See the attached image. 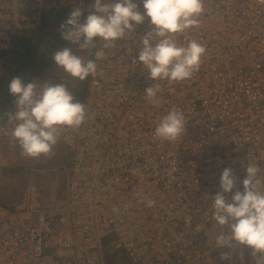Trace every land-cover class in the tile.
Wrapping results in <instances>:
<instances>
[{"label": "built area", "instance_id": "1", "mask_svg": "<svg viewBox=\"0 0 264 264\" xmlns=\"http://www.w3.org/2000/svg\"><path fill=\"white\" fill-rule=\"evenodd\" d=\"M74 7L86 11L87 0H0V53L13 51L16 36L40 33L48 12ZM203 7L198 24L173 37L205 46L199 70L157 81L159 107L147 102L155 82L137 60L150 18L105 50L103 75L89 76L85 121L58 132L69 157L64 199L41 206L30 184L21 203H0V264H109L106 254L113 264H217L225 256L216 236L229 230L213 218L221 175L233 169L241 191L249 163L264 178V0ZM173 108L185 132L170 142L155 129ZM4 112L0 141H16Z\"/></svg>", "mask_w": 264, "mask_h": 264}, {"label": "clouds", "instance_id": "2", "mask_svg": "<svg viewBox=\"0 0 264 264\" xmlns=\"http://www.w3.org/2000/svg\"><path fill=\"white\" fill-rule=\"evenodd\" d=\"M140 3L143 12L136 0H92L87 15L85 10L74 7L60 27V37L71 45H78L80 50H87L94 59L85 60L71 47L57 50L52 59L73 78L83 81L90 75L102 76L97 61L107 58L105 50L115 47L117 41L135 32L137 26L150 18V30L143 35L137 60L147 70L148 78L155 82L144 90L147 102L159 107L162 88L157 81L181 82L199 70L205 46L196 40L184 46L173 37L198 24V17L204 11L203 0H140ZM38 81L12 78L8 87L15 99V109L4 112L14 124L11 135L18 142L21 154L31 158L51 155L58 143L59 130L78 128L86 119V105L75 99L67 85ZM184 132V113L175 108L155 129L157 137L170 142ZM259 172L256 164L249 163L242 182L243 191L236 190L233 194L237 177L233 169L225 168L220 178L221 191L214 196L213 218L229 230L216 236L218 246L239 243L252 250L256 264H264V189L261 187L264 178ZM226 193L232 194L231 202ZM143 202L148 207L155 203L146 197Z\"/></svg>", "mask_w": 264, "mask_h": 264}, {"label": "rangeland", "instance_id": "3", "mask_svg": "<svg viewBox=\"0 0 264 264\" xmlns=\"http://www.w3.org/2000/svg\"><path fill=\"white\" fill-rule=\"evenodd\" d=\"M52 33L57 35V40L56 37L53 39L41 37L40 33L25 34L31 40L37 58L36 62L28 61L27 58L17 61L16 57H22L20 56L21 49L15 57V50L5 52L4 55L0 54V111L10 109L11 103L15 100L9 93L8 87L14 77H22L26 81L38 79V83L64 81L74 96L81 89H83L85 95L88 81L71 77L63 68L55 65L52 55L63 47H71L77 55L82 56L85 60L93 59V55L87 50L83 52L78 45H71L60 38V28L55 27ZM19 47L20 45L17 44L16 49ZM28 63L31 64L32 71L28 69ZM4 102L7 104L5 105ZM58 146L63 147L64 150L58 148ZM21 153L22 150L17 141H0L1 205L12 207L17 203H21L28 185L34 184L40 194L41 206H59L65 196L68 177L69 157L66 147L62 144H56L51 155H41L39 158L26 157ZM21 167L20 171H16L15 168ZM261 167L264 169V162L261 163ZM236 190L240 189L235 188L233 194ZM222 252L225 253V256L215 257L217 264H256L257 258L253 256L252 250L239 243L223 249ZM106 258L109 264L114 263L107 254Z\"/></svg>", "mask_w": 264, "mask_h": 264}, {"label": "trees", "instance_id": "4", "mask_svg": "<svg viewBox=\"0 0 264 264\" xmlns=\"http://www.w3.org/2000/svg\"><path fill=\"white\" fill-rule=\"evenodd\" d=\"M91 3H92V0H87V9L85 11V15H87V10H88V7ZM68 15H69L68 12H61L58 10H56L55 12H48V17L44 23L42 31L40 32L41 37L50 38V39H53L56 37V40H57L58 37L56 34L52 33V30H54L55 27L60 28L61 25L67 19ZM15 41H16V43L20 44L19 48H21V52H20V56H22L21 58H27L28 61H32V62L37 61L35 51L32 48L31 40L29 39L28 35L24 34L21 36H16ZM82 51L85 52L86 50H82ZM30 67H31V64L28 63V69L32 71V68H30ZM34 72H35V70H34ZM88 80H89V77L87 79H85L84 81H88ZM78 96H79V98H78ZM84 96H85L84 91H83V89H81L78 92V94H76L74 97L77 101L83 103ZM57 144H61V143H57ZM58 148H60V147L58 146ZM60 149L64 150L63 147H61ZM1 155H2V153H1ZM15 169H16V171L17 170L20 171L22 169V167L18 168V169L15 168Z\"/></svg>", "mask_w": 264, "mask_h": 264}, {"label": "crops", "instance_id": "5", "mask_svg": "<svg viewBox=\"0 0 264 264\" xmlns=\"http://www.w3.org/2000/svg\"><path fill=\"white\" fill-rule=\"evenodd\" d=\"M17 44L20 45L19 43H16V42H15L16 48H17ZM20 49H21V48L14 49V50H15V52H14V53H15L14 57L17 55V53H18V51H19ZM4 53H5V52H3V55H4ZM16 59H17V61H19V60H21V59L23 60L24 58L16 57ZM4 103H5V105L7 104L6 102H4Z\"/></svg>", "mask_w": 264, "mask_h": 264}]
</instances>
